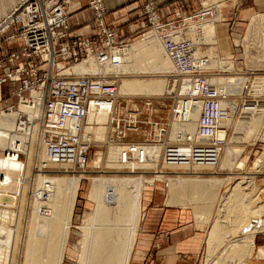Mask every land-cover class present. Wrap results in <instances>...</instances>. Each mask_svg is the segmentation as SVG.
I'll return each mask as SVG.
<instances>
[{"label": "bare ground", "instance_id": "1", "mask_svg": "<svg viewBox=\"0 0 264 264\" xmlns=\"http://www.w3.org/2000/svg\"><path fill=\"white\" fill-rule=\"evenodd\" d=\"M202 8L203 12H208L202 22L199 25L187 22L184 31L169 33L172 30L165 27L168 34L164 38L161 33L165 31L158 30L155 25L132 44L110 45L107 56L89 53L68 70L57 62L59 68L63 67L61 73L101 75L100 80L110 84V90L114 91L111 97L103 96L90 101L81 116H75L77 108H66L69 115L63 118L60 125L57 111L61 104L52 101L50 122L55 126L45 127V104L40 84L31 87L29 96H21L16 106L9 105L0 112V264L18 262L25 217L23 202L30 186L29 170L33 164L35 141L41 146L39 168L42 165L45 167L38 169L30 216L24 227L22 264H62L67 252L76 255V264H130L139 234L143 193L152 189L153 178L87 177L90 183L85 191L86 200L94 206L78 225H73L74 209L81 189L80 177H84L89 152L96 143L108 145L107 166L116 170L127 169L138 174V170H145L148 166L155 168L159 164L165 169L181 170L175 176L165 178L167 190L172 195L168 203H180L182 206L192 203L195 217L202 220L208 215L207 209L212 205L208 203L215 199L219 189L229 184L226 182L234 174L230 171L244 167L239 159L241 149L235 144L244 142L248 119L256 116L259 121L255 122L257 128L264 114V100H257L264 95V75L254 76L256 71L264 70V14L252 18L241 42L248 72H253L250 77L254 76L250 80L238 73L220 77L234 70L235 61L230 56H218L214 26L208 27L210 22L219 23L222 20L217 7L207 2ZM185 32H193L200 37L199 41L189 46L188 51L185 47L183 52H178L179 55L185 52L190 55L189 73L180 70L165 44L166 41L174 44L185 41ZM112 57L115 62H112ZM231 58L234 56L231 55ZM168 64L169 68L166 67ZM193 70H203L200 76L208 88L219 96L213 99L205 96L200 87L204 82L192 81L199 77L192 73ZM131 72L142 75L169 72L174 75H169L167 79L121 78ZM94 89L98 93L103 92L100 88ZM131 95L146 98L139 105L130 98ZM157 96L172 101L165 125L152 120L157 108L150 99ZM208 100L216 101L218 112L212 119V132L205 134L199 128ZM142 109L148 114L144 127L138 125L136 118ZM121 113L126 114L123 116L124 123L120 121ZM236 114H240L239 117ZM232 126L234 129L231 130ZM47 133L65 135L70 142L77 137L73 145L79 147L82 153L88 152L85 168L78 170L71 163L67 151L70 149L66 150L61 162L48 156L44 141ZM263 134L264 123L258 131V135ZM82 142L87 148L81 147ZM21 154L25 155V160H21ZM100 156L93 160V168L101 164ZM216 163H219L221 172L215 175L224 174L226 178L201 177L200 172L193 171L212 169ZM78 164L80 166L81 162ZM263 165L264 152L253 160L250 170L260 174ZM46 168L68 169L64 170L67 173L82 171L80 177H49L42 171ZM188 169L190 172L186 171ZM157 172V176H161L162 173ZM249 172H243L242 179L227 186L224 194H220L219 207L229 210L222 215L226 220L217 216L210 224L206 238V264H245L244 259L254 250L255 236L264 235V199L258 200V194L264 189L255 187L256 174ZM11 188L13 191L9 194L8 189ZM200 202L207 205L200 206ZM252 206L259 212L253 214L249 210ZM186 212L188 214L189 211ZM260 215H263L262 221L255 224ZM251 223L254 224L245 229ZM72 227L79 232L73 243L70 241ZM240 231H243L241 235ZM256 257L264 258V246L257 249Z\"/></svg>", "mask_w": 264, "mask_h": 264}, {"label": "built area", "instance_id": "2", "mask_svg": "<svg viewBox=\"0 0 264 264\" xmlns=\"http://www.w3.org/2000/svg\"><path fill=\"white\" fill-rule=\"evenodd\" d=\"M70 2L71 0H21L0 18V36L11 27H14L16 32L8 35V38L18 37L21 43L19 52L10 53L4 58H0V67L6 61L18 60L17 66L13 71L6 70V73L0 76V84L6 78L12 82H18L20 85L14 91V94L19 98L24 90H28L26 96H29L31 87L38 84L42 85L41 97L43 96L42 101L45 104L43 116L45 127L55 126L53 122H50L52 101L61 104L60 110L57 111L61 125L63 118L69 115L65 110L66 108H77L78 111L75 116H81L83 108H86L90 101H96L97 98L103 96L111 97L114 94V91L110 90V84L104 83L102 79L100 80L101 75L99 74L81 76L69 71L68 73L60 72L61 68L64 67V69L68 70L86 58L89 53L95 56L103 54L107 56V54H110V45L113 47L120 45L117 42L114 29L108 26L103 19L104 7L102 0H90V4L95 11V21L91 31L99 35V40L96 41L92 36L72 41V43L67 40L69 38L68 17L70 13L67 6ZM202 9L201 6L190 13H175L162 20L159 17L154 0H145L143 13L147 15V22L151 28L157 25L158 30L166 31L167 28L174 31L185 26L184 24L187 22H195V24L199 25L205 14L208 13L203 12ZM161 34L165 38L168 33L164 32ZM190 43V41L176 44L166 41L165 43L174 61L184 73L190 72V55L186 52L179 55L178 52H183L184 48ZM36 58L37 61H34ZM111 59L112 62H115L113 57ZM71 60L74 61L73 65L67 66ZM57 62H61L63 67L59 68ZM43 65H45L44 73L36 78ZM202 72L203 70H193V74L199 75V77L192 79L193 83L195 81L204 82L200 87L203 94L208 98L213 99L216 95L219 96L214 90L208 88L207 83L200 76ZM175 78L179 80V77L176 76ZM94 88H100L103 92L98 93ZM217 112L216 101L208 100L205 104L203 115L200 117L201 126L199 131L201 133L208 134L212 132V119L216 117ZM123 118H120L122 123H124ZM44 141L47 155L52 156V159L63 161L66 150L70 149V151H67L69 152L68 156L70 157L69 160L72 161L71 163H74L78 170L85 168L88 152L83 151L82 153L79 151V147L73 145L77 141V137L73 138V142H70L65 135L47 133ZM81 147L87 148L83 142ZM78 162H81L80 166ZM42 167L44 168L45 166L42 165L40 168Z\"/></svg>", "mask_w": 264, "mask_h": 264}, {"label": "rangeland", "instance_id": "3", "mask_svg": "<svg viewBox=\"0 0 264 264\" xmlns=\"http://www.w3.org/2000/svg\"><path fill=\"white\" fill-rule=\"evenodd\" d=\"M72 1L73 0H71V2ZM71 2L67 6V8L70 11L69 17H68L69 38H67V40L71 41V43H72V41H76L78 39H83L85 37L92 36L93 39L95 38L96 41H98L99 40V35L94 34V32L91 31V27H93V23L95 21V11H94L92 5L90 4V0H88V6L92 9L94 18H93L91 23L84 25V27L87 28L89 30V32H87L85 35H82V36H77V35L74 36V35H72V31H71L70 24H69V18H70V14L72 12V9H70ZM210 2L214 3L215 7H217V9H219L218 8L219 3L221 4L223 2V0H211ZM102 3H103V7H104L103 19L106 22V24L108 26H110L108 24V22L106 21V19H105L106 8H105L103 0H102ZM144 4H145V0H143L142 15L145 16V18L147 20V15H145L143 13ZM240 9H241V6H240ZM252 18L248 22L247 29L250 26V22L252 21ZM241 22H242V24H241L242 30H241L240 36L237 37L238 39H241L243 37L244 29L247 26V20L246 19L242 20ZM209 24H208V27L214 26V28H215V26H216V24H218V22H216V23H211L210 22ZM149 28H151V26L148 24L145 27L144 31L140 32L132 40L125 41V42H121L118 39V35H117L116 30H114V31H115V35H116V38H117V42L123 43L124 45H127V44H132L133 42H135L138 39H140L143 34H145L146 32H148L150 30H152V29H149ZM186 28H187V25L186 26H182L181 29H177L176 31H170L169 33L177 32V31H184ZM197 29H200V28L198 27ZM190 30L193 31L192 28H190ZM15 32H16L15 28L11 27L6 33H3L0 36V45H1L0 48H2V49L5 48V52H3V50L0 49V58H4L5 56H7L10 53H17V52L20 51L21 47H20V49L16 50V49H12V47H5L4 44H3V43H6V42H9V44H11L14 40H17L18 37L8 38V35L13 34ZM165 32H167V30ZM183 36H185L183 38V40H185L186 42L187 41L191 42L190 45L186 46L187 51L189 50V46H192L193 43L199 41V39H200L199 35H197V34L195 35L193 32H191L190 34L185 32L183 34ZM241 42L236 41V44H241L242 45ZM243 48H244V46H243ZM217 49H218V46H217ZM237 49H238L237 51H239V53L242 52V47L240 45H239V47H237ZM1 52H3V53H1ZM218 56H221V57H229L230 56V59L231 60L234 59V61H235L234 62V70L232 72H230V73H223L225 75H223V76L221 75L220 77H228V76L234 75V73H238V74L247 76L248 79L251 80L252 77H254V76L264 75V71H263V72H256L254 74V76L250 77L249 75L244 73L246 71L240 70V68L243 67L242 63L241 62L236 63L237 60H236L235 57L231 58V55H218ZM17 61H18L17 59H15L13 61H10V62L6 61L0 67V71H1L0 72V76L5 74L6 70H12L13 71L16 68V66H17ZM34 61H37V58L34 59ZM73 63H74V61L71 60V62H69L67 64V66L73 65ZM166 67L169 68V64ZM44 70H45V65H43L41 67V69H40L38 75L36 76V78L38 76H41L44 73ZM169 75H174V73H169L168 72V73H152V74L142 75V74H135V73L131 72V73H128L127 75L121 76V78H129V79H134V78H146V79L147 78H149V79H152V78H163V79H167ZM36 78H33V79H36ZM19 85L20 84L18 82H12L8 78H6V79H4L2 81V83L0 84V94H1L0 95V112L4 111L3 109L5 107L9 106V105L16 106L19 97L14 94V91L18 89ZM248 85L249 84H247V86ZM179 87L181 88V86H179ZM179 87L177 88V91H179V89H180ZM246 91L247 90L244 91V94L246 93ZM27 94H28V90H24L21 95L22 96H26ZM130 98H133L134 102L140 105V104L143 103V101H144V99L146 97L145 96H141V95L140 96L131 95ZM247 98H249V97H247ZM150 100L152 101V103H154V107L157 108L152 114V118H153L152 120H154L155 122H158L159 124L164 122V125H165L166 124L165 120L168 118L167 115H166L167 114V110H168V106L172 102V101L170 102L171 99H169V98L164 99V98H160L159 96H157V97H152ZM249 100L256 101V99H249ZM257 100H264V95L263 96H259V99H257ZM242 102L243 101H241L240 104H239V110L237 111L238 113L241 110ZM163 104H165L164 107H162ZM139 113L140 114H138L136 116V118L138 119V125H141V126L144 127V126H146L145 121H146V119L148 117L147 111H143V109H142V112L139 111ZM254 113H255V111H254ZM121 115L123 117L126 114L121 113ZM239 115L240 114H238V115L236 114L235 116L239 117ZM256 121L259 123V121L256 119V116H253L252 118L248 119V123H247L248 125L246 126V129H245L246 130L245 131V140H243L244 142L240 141L237 144H235L236 146H238V148L241 149V154H240L239 159H240L241 162H243L244 167L242 169H240V170H238V169L234 170L233 169L232 171H230V172H233L234 174L231 175L233 178L231 177V179L226 182V183H229V184H227V186H230L233 182H235L238 179H242V176H244L243 172H245V171H247V172L250 171L249 173L252 172L251 174L255 173L254 170H250V167L252 166L253 160L258 155H260V153L264 152V134L263 135H258V131L260 130V126H262V124L264 123V114H263L262 118H260V124H257V128H256V125H255ZM232 129H234V126H232L231 130ZM40 148H41V146L37 144V141H35L33 164L31 166V170H29L30 171V177H29V180H30L29 185L30 186H29V190H28V193H27V196H26L27 197L26 201L23 202L24 213H25L24 216L25 217L23 218V222H22V227H23V229H22L23 233L21 234V236H22V244L19 247V256L17 257L18 262H16V264H22V260H23V256H22L23 242L25 240V234H26L25 230H24V227L26 226L28 217L30 216V214H29L30 210L29 209H30V206H31V203H32V200H33V195L32 194H33L34 189L36 187L37 175L39 174L38 171L40 170V168H39L40 158L38 156L39 155L38 152L40 151ZM100 154H101V156H100L101 157V164L98 166V168H93L91 166L92 162H93V160H96V158H98V155H100ZM20 158H21V160H25V155L21 154ZM107 158H108V145L106 143H96V144H94V146L91 148V150L89 152V164H88L87 168L85 169V172H83L84 177L81 178L80 175H79L82 170L80 172H71V170H69L71 173L65 172L68 169H63V168H46V169L42 170L44 172V175L49 176V177H64V175L68 176V177H80L81 189H80V191L78 193V198H77L76 206H75V209H74V216H73V220H72L73 225H78L81 222L82 217L84 218L85 217L84 215H86V213L89 212L90 209L93 208V206H94V204L92 202H88L86 200V192L85 191H86V188L88 187V185L90 183V180H88L87 177H89V178H100V177H105V178H110V177L140 178V176H142V177L148 178V179L149 178H153L152 189L150 191H144V193H143L142 203H141L142 216H141V222L139 224V231H138L139 234L137 235L136 246L134 247L133 254H132V257L130 259V264H133L134 259H136L138 257V254L140 252V247L142 245L141 240H140V238H141L140 237L141 236L140 229H141L143 223L146 220V216H147V214H146V211H147L146 205L148 203H150L149 206L151 207V209L154 210L153 211L154 214L151 215L150 218L153 219V221H156V222H157V219L159 217H161L160 213L163 212V209L165 211H167V212H169L170 210H181L182 218H180L179 216L177 218L178 219L180 218V220L182 222H187L186 225L190 226L191 230H193V231L197 230V232H198V234L200 236V250H199V253H198V257H197V264H206V261H207L206 260V256H207L206 238L208 236V232H209V229H210V224H211L212 220L214 218H216L217 216H218V219L220 218L221 220H226V218H224L222 215L224 214V212H227V210H229V209H225V208L219 207L220 194L221 195L224 194V190L226 189L227 186L226 187H222L221 189H219V191H217V195H216L215 199L212 200L210 203H208L210 205L212 204L211 207L209 209H207L208 210V215L201 220V219H198L197 217L194 216L193 212H195V207H193V206L191 207L192 203H190V204L188 203V205L185 204L184 206H182L180 203H176V204L168 203L169 201L172 200V195L167 190V187H166V184H165L166 183L165 182V178L173 177V176H175V174L179 173L181 170H175V169H172V168L171 169H165V168L161 167V164H159L158 167L149 168V166H148L147 169L138 170L139 173L138 174H134L131 170H127V169H117L116 170L113 167L107 166ZM57 171H60L61 173L60 172L56 173ZM130 171H131V173H130ZM157 171H160L162 173V174H160L161 176H157L159 174ZM186 171L190 172L189 169L186 170ZM193 171L194 172H200V176L201 177H208L209 176V177H219V178H222V179L227 177L224 174H220L218 176L215 175V173H220L221 172L220 168H219V163H216V165L212 169L205 168V169H202V170H199V171H195V170H193ZM253 171H254V173H253ZM45 172H46V174H45ZM225 172H228V171H222V173H225ZM72 173H74V174H72ZM255 174H256V176L254 178L255 187L264 189V167L262 168V171L260 172V174L259 173H255ZM8 191L10 192V193L8 192L9 194H12L11 191H13V190L11 188V189H8ZM262 192H260L258 194V200L264 199V191H262ZM206 201L208 202V200H206ZM206 201H204V202H206ZM199 205L200 206L201 205L205 206L207 204H204L203 202H200ZM152 210L150 212H152ZM249 210L252 211L253 214H256L257 212H259V210L255 209L253 206ZM186 211H189L188 214H187ZM263 215H260L255 220L254 223L255 224H259L262 221ZM169 219L172 220L173 218L170 217ZM254 223L248 224V226H245V229L249 228V226H252ZM71 232H72L71 233V238L72 239L70 241H71V243H73L77 239V237L79 236V232H78V230L75 227L71 228ZM242 233H243V231H240V235ZM263 238H264L263 234H258V235L255 236V239H254V245H255L254 246V250L251 251L250 254L244 259V263L245 264H264V258L256 257L257 249L262 247V246H264V239ZM155 252L156 251H153V249H151L150 250V254H149L150 257H153L155 255ZM76 261H77L76 255L73 254L72 252H67L62 264H76ZM144 264H146V263H144ZM153 264H156V263H153Z\"/></svg>", "mask_w": 264, "mask_h": 264}, {"label": "crops", "instance_id": "4", "mask_svg": "<svg viewBox=\"0 0 264 264\" xmlns=\"http://www.w3.org/2000/svg\"><path fill=\"white\" fill-rule=\"evenodd\" d=\"M19 1L21 0H0V18ZM210 1L154 0V3L159 17L164 20L175 13H190ZM103 2L106 8L105 19L116 30L121 42L132 40L148 25L145 16L142 15L143 0H103ZM218 8L222 20L216 24L214 34L218 43L219 55L234 56L237 60L236 63H242L243 67L240 70L246 71L244 73L250 76L253 72H248L243 57L244 48L241 44H236V41H242L248 22L252 17L256 14H264V0H223L221 4L219 3ZM70 9L72 12L69 24L72 35H85L89 30L84 25L91 23L94 18L93 11L88 6V0H73ZM244 19L247 20V26L244 29L243 37L238 39L242 30L241 21ZM3 44L5 47H12L16 50L21 47L18 39L11 44L9 42ZM239 45L242 47L241 53L237 51ZM0 49L5 52V48ZM149 205L150 203L146 205L147 216L140 229L142 245L133 264H197L200 236L197 230H191V227L186 225L187 222L180 220L182 218L181 210L167 212L163 209L162 214L160 213L161 217L156 222L150 218L154 214V210ZM151 210L152 212H150ZM168 217H172L174 220H170ZM151 249L156 251L153 257L149 255Z\"/></svg>", "mask_w": 264, "mask_h": 264}]
</instances>
